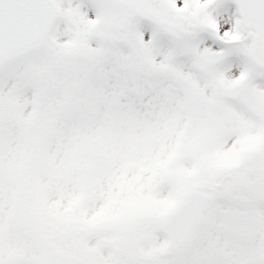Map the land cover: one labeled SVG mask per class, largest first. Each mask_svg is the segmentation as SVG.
<instances>
[{
  "label": "snow or ice",
  "instance_id": "snow-or-ice-1",
  "mask_svg": "<svg viewBox=\"0 0 264 264\" xmlns=\"http://www.w3.org/2000/svg\"><path fill=\"white\" fill-rule=\"evenodd\" d=\"M0 264H264V0H0Z\"/></svg>",
  "mask_w": 264,
  "mask_h": 264
}]
</instances>
